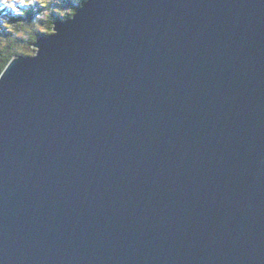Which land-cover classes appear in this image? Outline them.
I'll list each match as a JSON object with an SVG mask.
<instances>
[{
    "label": "water",
    "instance_id": "obj_1",
    "mask_svg": "<svg viewBox=\"0 0 264 264\" xmlns=\"http://www.w3.org/2000/svg\"><path fill=\"white\" fill-rule=\"evenodd\" d=\"M0 76V264H264V0H87Z\"/></svg>",
    "mask_w": 264,
    "mask_h": 264
},
{
    "label": "rangeland",
    "instance_id": "obj_2",
    "mask_svg": "<svg viewBox=\"0 0 264 264\" xmlns=\"http://www.w3.org/2000/svg\"><path fill=\"white\" fill-rule=\"evenodd\" d=\"M12 5L16 6V9L14 8L16 11H12L10 13L14 14V17L17 19L16 21L9 18L7 15H4V10L0 11V42L5 41L6 34L19 33V30H17L19 26L18 21H23L20 18L21 8L32 6L33 12L36 14V17H33L34 19L32 22H28L27 20L25 21L28 29L23 33V35L27 34L31 29L38 30L42 34H51L53 30H48L46 25V21L50 18V16L66 19L67 15L73 11L72 4L66 0H0V10L3 7ZM30 23L31 25H28ZM26 44L27 43H24L20 48L22 53L16 55H35L36 49L33 48V50H28Z\"/></svg>",
    "mask_w": 264,
    "mask_h": 264
},
{
    "label": "trees",
    "instance_id": "obj_3",
    "mask_svg": "<svg viewBox=\"0 0 264 264\" xmlns=\"http://www.w3.org/2000/svg\"><path fill=\"white\" fill-rule=\"evenodd\" d=\"M73 6V11L69 13L66 17V19L70 18L73 16V14L76 12V10L83 5L87 0H66ZM16 6H8V7H3L0 11L4 10V15H7L9 18H12L13 20H17L14 17V14H11L10 12L16 11L15 8ZM15 8V9H14ZM21 8V7H20ZM18 11V9H17ZM18 14V13H17ZM20 18L23 20L18 21V29L19 33H13V34H6L5 36V41L0 42V76L2 75L3 71L11 61V59L19 53H22L20 48L24 43H27V49H32L33 50V43L37 40L38 36L42 34L38 30L31 29L27 34L23 35L24 32L27 31V26H26V20L28 22H32L34 19L33 17H36V14L33 12L32 6L24 7L21 8V14ZM60 18L55 17V16H50V18L46 21L47 29L52 30L53 29V23ZM27 22V23H28ZM28 25H31L28 24ZM22 34V35H21ZM21 35V37H20ZM24 36V37H23ZM23 43V44H22ZM21 51V52H19ZM30 56H33V54Z\"/></svg>",
    "mask_w": 264,
    "mask_h": 264
}]
</instances>
